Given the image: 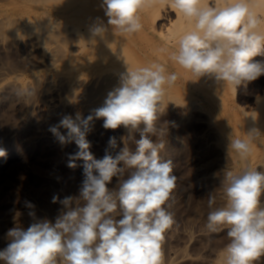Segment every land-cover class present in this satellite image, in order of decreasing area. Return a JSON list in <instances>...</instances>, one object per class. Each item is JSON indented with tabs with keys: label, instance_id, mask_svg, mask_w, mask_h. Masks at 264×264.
I'll use <instances>...</instances> for the list:
<instances>
[{
	"label": "clouds",
	"instance_id": "1",
	"mask_svg": "<svg viewBox=\"0 0 264 264\" xmlns=\"http://www.w3.org/2000/svg\"><path fill=\"white\" fill-rule=\"evenodd\" d=\"M152 2L102 0L101 7L112 29L130 35L142 30L140 12ZM167 3L191 26L182 34H170L171 62L198 78L212 75L235 90L264 75V61H253L264 56V14L257 10L259 5L252 0ZM105 31L102 25L93 29L101 38ZM177 80L178 74L169 73L162 63L127 66L102 107L86 118L79 113L75 119L66 115L58 126L50 127L62 145L75 142L79 149L70 156L68 167H76V159L85 162L79 198L53 196L52 202L59 200L65 209L55 223L45 219L26 230L10 229V242L0 251L3 264H162L165 233L175 223L171 201L177 177L172 162L160 159L164 129L158 121L165 110L167 89ZM101 118L105 129H128L135 149L124 143L115 156L106 150L102 159L94 158L87 135L94 119ZM60 128L67 129V134ZM135 131L140 132L139 139L131 135ZM254 132L248 133L247 140L230 136L229 150L241 160L253 154ZM108 144L115 149L116 138L110 137ZM4 156L6 151L0 149V157ZM113 177L119 178L118 186L109 189ZM222 187V206L216 207V197L208 195L206 222L211 232L227 231L229 243L222 250L220 264H254L264 255V172L250 165L237 173L226 171Z\"/></svg>",
	"mask_w": 264,
	"mask_h": 264
},
{
	"label": "rangeland",
	"instance_id": "2",
	"mask_svg": "<svg viewBox=\"0 0 264 264\" xmlns=\"http://www.w3.org/2000/svg\"><path fill=\"white\" fill-rule=\"evenodd\" d=\"M47 1L41 0L39 4V0H0V149L6 151V156L0 157V251L10 242V229L26 230L32 223L45 219L55 223L65 211L59 200L78 199L84 178L83 160L76 159V167H68L70 156L79 150L75 142L62 145L49 130L66 115L75 119L79 113L86 118L94 108H87L83 96L73 94L65 86L62 45L46 38L49 20L39 23L47 15L59 19L49 13L58 0ZM208 3L214 4L215 0ZM8 17L29 20L15 29L2 25ZM253 61H264V56L254 57ZM179 67L176 64L170 69L178 70V78L185 87L177 97L164 100L165 110L158 121V127L164 129L160 159L172 162L177 177L171 201L175 223L165 233L162 264H213L229 239L226 230L211 232L206 227L208 195L216 197V207L222 206L225 172L236 173L245 167L238 154L229 150L230 136L247 140L248 133L255 130L253 151L257 146L264 148V110L257 111L251 124L243 115L254 111L257 97L262 99L264 108V75L246 87H238L234 94L227 84L223 89L217 88L212 75H205L207 79L204 77L202 82V77ZM90 129L87 140L96 159H102L106 150L115 156L124 143L135 149L124 126L105 129L101 118L94 119ZM59 131L67 134V129ZM131 135L140 138L139 131ZM110 137L117 140L115 149L109 147ZM246 162L264 172L254 156ZM118 182L119 178L113 177L107 186L115 189ZM53 196L59 197L57 203L52 202ZM261 203L264 204V194ZM255 264H264V255Z\"/></svg>",
	"mask_w": 264,
	"mask_h": 264
},
{
	"label": "bare ground",
	"instance_id": "3",
	"mask_svg": "<svg viewBox=\"0 0 264 264\" xmlns=\"http://www.w3.org/2000/svg\"><path fill=\"white\" fill-rule=\"evenodd\" d=\"M40 2L41 0H39V4H41ZM205 2L208 3V0H205ZM219 2L220 0H215V3ZM252 2L259 5L257 10L264 14V0H252ZM101 4L102 0H58V4L51 6V12L49 13L55 17L58 15L59 19L50 18L47 15V17L40 19L44 21L39 22L44 23L49 20L46 38H50L52 42L55 40L54 43L58 41L62 45L63 50H61L64 51L61 58L66 72L65 78L67 81L64 79L67 85L65 84V86H68L70 91L73 90V94L80 93L83 99L86 100L87 108L89 107V109H97L103 106L107 94L119 86L120 76L126 71L127 66L132 69L139 66H147L150 62H158L165 64L169 73L173 72L170 67L172 68L176 64L171 62L168 56V52L174 50L170 34L173 32L182 34L183 31L191 28V26L185 24L178 13L168 6L167 0H153L151 6L140 12L142 30L135 34H123L108 25V18L105 16ZM36 10L35 13L40 8L37 12ZM44 11L45 13L47 12L46 10ZM173 17L176 19L173 20ZM162 19H165L166 23L161 22ZM28 20L25 17L24 19L8 17L4 22L2 21V25L17 29L25 25L24 23ZM98 25H102L106 29L103 38L93 33L94 27ZM44 26L46 25L44 24ZM261 30L264 31V25H261ZM177 66L179 67V65ZM177 71L175 70L174 72L178 73ZM204 77L207 79L206 76H202V82H205ZM215 83L217 88H224L216 79ZM183 84L178 78L175 85L167 89L164 100L177 97L178 93L185 87V84ZM231 89L236 94V90L232 86ZM70 91L69 93H71ZM256 104L257 107L253 109L254 111L245 112V114L242 112L246 117V121L248 120L250 124L254 121L257 111L264 110L261 107L262 99L257 97ZM189 108L191 109V107ZM257 147L255 152L253 151L255 154H252V156L258 161L259 169L264 170V148L258 149L259 147ZM242 161L244 166H248L247 164L249 163ZM221 255L222 251L218 253L217 259L216 261L214 260L215 262L213 261V264H220L219 257Z\"/></svg>",
	"mask_w": 264,
	"mask_h": 264
},
{
	"label": "trees",
	"instance_id": "4",
	"mask_svg": "<svg viewBox=\"0 0 264 264\" xmlns=\"http://www.w3.org/2000/svg\"><path fill=\"white\" fill-rule=\"evenodd\" d=\"M239 99H240V97H239Z\"/></svg>",
	"mask_w": 264,
	"mask_h": 264
}]
</instances>
